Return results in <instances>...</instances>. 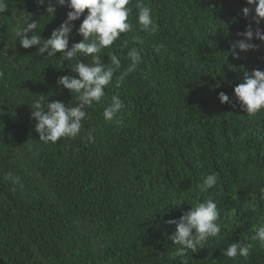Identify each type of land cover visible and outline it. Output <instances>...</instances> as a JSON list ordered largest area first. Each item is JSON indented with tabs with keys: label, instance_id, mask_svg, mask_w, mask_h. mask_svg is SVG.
<instances>
[{
	"label": "trees",
	"instance_id": "16d2710c",
	"mask_svg": "<svg viewBox=\"0 0 264 264\" xmlns=\"http://www.w3.org/2000/svg\"><path fill=\"white\" fill-rule=\"evenodd\" d=\"M8 2L14 15L0 14V52L7 51L0 55L2 261L264 264V246L252 239L264 225V110L250 116L234 95L245 71L264 70V43L254 38L260 48L241 52L240 59L230 51L243 38L237 32L257 27L254 13L245 17L241 11L254 6L246 0H143L159 26L151 34L140 30L132 0L133 31L105 49L102 61L110 63L108 55L115 52L121 71L126 69L128 49L121 45L128 41L131 48L137 37L144 41L135 45L143 47L142 62L119 87L114 77L103 104L86 109L89 118L75 139L45 144L30 105L44 95L45 102L75 106L76 94L57 83L71 69L60 53L41 57L35 46L22 48L12 29L29 16L42 38H49L69 9L58 6L52 18L37 0ZM81 39L74 28L69 47ZM221 91L231 104L219 101ZM113 94L126 105L120 123L103 118ZM211 173L217 174L216 186L200 192L198 185ZM210 198L218 202L221 233L197 252L177 255L169 239L175 225L166 221ZM238 240L252 244L249 257L224 256Z\"/></svg>",
	"mask_w": 264,
	"mask_h": 264
},
{
	"label": "clouds",
	"instance_id": "9594fccd",
	"mask_svg": "<svg viewBox=\"0 0 264 264\" xmlns=\"http://www.w3.org/2000/svg\"><path fill=\"white\" fill-rule=\"evenodd\" d=\"M132 0H37L38 5L45 6V14L55 16L57 7L62 6L69 9L66 18L57 28L51 31L49 38H42L37 31L38 22L29 23V16L24 20H17L12 29L15 38L24 49L37 47V54L41 57H53L60 53L61 63L68 62V68L72 74L63 75L58 78V85L68 89L71 94H76L75 106H68L61 101L45 102V96L34 100L30 107L31 118L35 121V131L39 134V140L45 144L56 143L61 138L75 139L83 128V121L88 117V111L94 103L103 104L106 99L105 89L112 84L116 78V87L142 62L144 41L133 38V46L128 48V41L121 45V49L127 48L126 59L130 61L127 68L121 71L122 61L119 55L112 52L108 55L110 63L102 61L105 49L113 46L121 34L133 31L130 16L133 9L129 7ZM246 4L254 7H243L242 13L248 17L254 13L252 20L257 27L255 30L249 24L243 32H237L242 39L231 43L230 51L234 59H240L241 52L258 50L261 45L253 43V39L264 43V29L259 25L264 22V0H246ZM136 21L140 30L155 34L159 30L158 24L152 16V9L137 0ZM87 10V12H85ZM14 13L10 10L8 0H0V14ZM76 28L75 21L81 20ZM26 21V22H25ZM82 39L72 43L69 47L70 36L73 29ZM29 33L31 35L29 36ZM14 47V44L11 45ZM163 45L154 50L158 53ZM6 49V48H5ZM7 51L0 52L6 55ZM91 57V61L85 63L84 59L77 57ZM75 61L74 65L71 64ZM120 72L119 76L116 73ZM3 73H0L2 76ZM242 82L234 88V95L242 111L250 116H255L264 110V70L254 69L251 73L245 71L241 77ZM219 101L232 103L225 92L218 93ZM126 108L124 101L118 94L111 96V102L103 107V118L106 122L120 123L119 114ZM94 131V130H92ZM92 131L88 132L87 138L94 142ZM217 184V174L211 173L204 176L202 183L198 185L200 192L213 189ZM180 205V204H179ZM220 213L218 202L215 199H207L192 206L189 211L184 212L178 219L166 221L169 225H175V232L169 237L174 245H177L176 254L185 256L189 252L195 253L203 248L210 237H216L221 233L222 224L219 223ZM253 240L264 246V225L255 229ZM252 244L240 240L230 243L223 251L228 258L242 257L247 259L250 255Z\"/></svg>",
	"mask_w": 264,
	"mask_h": 264
},
{
	"label": "water",
	"instance_id": "95a60500",
	"mask_svg": "<svg viewBox=\"0 0 264 264\" xmlns=\"http://www.w3.org/2000/svg\"><path fill=\"white\" fill-rule=\"evenodd\" d=\"M0 263H1V264H6L5 262H3V261H2V259H1V258H0Z\"/></svg>",
	"mask_w": 264,
	"mask_h": 264
}]
</instances>
